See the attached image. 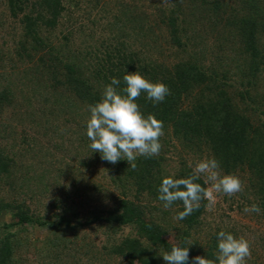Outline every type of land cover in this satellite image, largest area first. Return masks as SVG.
Masks as SVG:
<instances>
[{
  "label": "trees",
  "instance_id": "obj_1",
  "mask_svg": "<svg viewBox=\"0 0 264 264\" xmlns=\"http://www.w3.org/2000/svg\"><path fill=\"white\" fill-rule=\"evenodd\" d=\"M82 1L0 0V264H166L160 255L174 244L190 245V260H215L221 229L202 237L210 200L180 220L183 202L164 208L157 189L167 175L193 173L186 154H206L223 173L248 174L240 196L264 222V0H116L89 30ZM13 53L31 64L17 93L24 101L31 85L28 98L42 97L37 116L20 119L34 135L3 115L16 102L5 71ZM126 70L170 89L157 105L136 98L163 135L160 153L134 168L102 160L86 136L89 105L112 77L124 87ZM195 182L208 188L202 175ZM75 195L86 201L81 215L70 214ZM26 225L51 233L33 259L12 230Z\"/></svg>",
  "mask_w": 264,
  "mask_h": 264
},
{
  "label": "clouds",
  "instance_id": "obj_2",
  "mask_svg": "<svg viewBox=\"0 0 264 264\" xmlns=\"http://www.w3.org/2000/svg\"><path fill=\"white\" fill-rule=\"evenodd\" d=\"M123 81L124 87L121 88V80L112 77L105 85L101 99L89 105L86 136L92 153L99 152L102 160L111 164L126 160L134 168L138 156L152 157L160 153L162 145L159 138L163 135V121L152 114L145 116L136 98L146 93V98L157 105L170 94V89L163 82L148 80L139 71L126 70ZM219 167V162L211 158L197 162L187 178L163 177L157 189V199L163 202L164 208L171 207L175 201H182L184 208L177 213V219L183 220L200 207L202 199L213 198V191L195 182L202 174L217 193L232 196L240 192V178L233 174L221 175ZM244 211L260 214L262 209L258 204H252ZM216 241L218 254L215 260L199 255L190 260V245L178 244L160 256L166 264H247V258L251 256L247 239L222 229L216 233Z\"/></svg>",
  "mask_w": 264,
  "mask_h": 264
},
{
  "label": "rangeland",
  "instance_id": "obj_3",
  "mask_svg": "<svg viewBox=\"0 0 264 264\" xmlns=\"http://www.w3.org/2000/svg\"><path fill=\"white\" fill-rule=\"evenodd\" d=\"M96 1L95 0H84L82 1V5L84 7L85 13L91 10V16H84L85 20L84 25L89 26L87 30L94 29L93 21L98 17L101 13V10L105 4L106 8L112 9L114 7L113 3L116 2V0H100V4L97 6L93 5ZM146 4V2H143ZM82 7V6H81ZM71 13V12H70ZM7 15V14H6ZM76 16V14H74ZM110 33V32H109ZM8 39V38H7ZM1 43V42H0ZM10 45L13 44L12 41L9 42ZM6 75H11L14 73L16 77V85L13 88V90L16 92V102L14 104V108H8L5 110L3 115L7 118V121L12 124V128L15 127L17 132L21 129H23L25 126L26 130L28 132H31L32 135L33 131L31 130V124L25 125L23 124V120L28 119L30 121V113L34 114V116H37V110L39 107V104H37L38 100L42 98L39 95V99H30L31 94H34V89L32 90L31 85H28V87H24V95L27 99L22 100V98L19 96V79L20 75H22L23 72L27 70V68L31 65L30 63H24L21 60H19L18 56L13 53L10 56H6ZM11 57V58H10ZM10 58V59H9ZM1 71V70H0ZM11 73V74H10ZM4 81V80H3ZM5 82V81H4ZM18 92V93H17ZM30 99V100H29ZM19 102V103H18ZM32 102V103H30ZM26 114V115H25ZM0 116V121L3 120ZM20 119H23L20 121ZM20 121V122H18ZM18 140L20 141V136L18 137ZM25 146V145H24ZM62 156V155H60ZM60 156L58 158H60ZM186 159L189 161V163L194 167L195 164L201 160H206V154H203L200 159L195 156L186 154ZM194 158V159H193ZM178 160V159H177ZM193 160V161H192ZM195 162V163H193ZM74 166L77 168L76 164L74 163ZM221 175H224L226 173H223L219 169ZM241 173V172H240ZM76 174V173H75ZM233 174L234 173H229ZM243 177L242 181V190L238 193L233 194L232 196H228L224 193H217L213 189H211V182L207 180V177L202 174L204 177V180L206 184L208 185V189L210 191H213V198L210 200V203L206 207V222L209 223L206 226V229H204V233L202 234V237L204 240H207L209 236H207V232L209 231H215L218 229L223 230H230L234 231L232 232L237 237H244L249 241L250 248H251V256L247 258L248 262L250 261L255 262L256 264H264V248L258 247L257 240L259 238L264 236V222L263 219H261L260 215L254 212H245L244 208L246 206H250V204L245 200L242 199L240 194L244 192L248 188V174H240ZM240 178V176H238ZM99 180V179H98ZM72 183V182H71ZM76 186L73 185V183L70 185L68 184V189L74 191ZM46 199L45 202L49 203ZM93 204V203H92ZM70 209H72L73 212H69L70 214H78L81 215L86 210V201H82L80 196H72V199L69 202ZM6 218L2 217L0 218V222H5ZM13 231L19 232V237L23 244H25L28 247L27 255L29 258L33 259L35 250L38 246H41L44 241L47 240L48 237H50V231L48 229L38 226V225H26L23 229L21 227H15L12 229ZM89 231V230H88ZM110 264H120V261L117 257H114L112 260H110Z\"/></svg>",
  "mask_w": 264,
  "mask_h": 264
}]
</instances>
